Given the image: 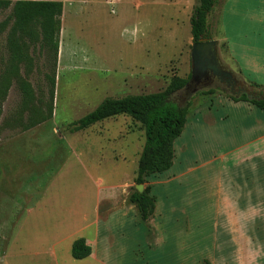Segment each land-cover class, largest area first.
<instances>
[{
  "label": "rangeland",
  "instance_id": "374dc122",
  "mask_svg": "<svg viewBox=\"0 0 264 264\" xmlns=\"http://www.w3.org/2000/svg\"><path fill=\"white\" fill-rule=\"evenodd\" d=\"M36 1L62 5L53 115L31 130L20 131L27 113L23 119L18 116L21 96L17 80L30 84L35 97L32 103L44 112L49 89L45 76L54 70L50 52L29 46L30 68L20 65L15 77L10 76L3 98L0 96V264H55V238L43 237L38 243L33 234L48 231L67 216H96V212L120 216V208L136 191L137 162L144 145L142 125L121 115L76 134H69L66 128L105 98L162 93L174 79L185 80L190 74V20L198 0ZM215 2L208 16L209 38L218 42L219 60L239 86L256 93L220 42L218 14L224 0ZM10 12L11 8L0 10V23ZM7 30L0 35V78L7 66ZM1 88L5 90L4 85ZM210 88L216 93L202 95ZM179 95L182 105L191 103L190 124L193 116H204L208 102L203 100L227 97L229 90L214 82L211 87H194ZM199 104L202 107L197 110ZM254 119L258 116H246L243 121ZM249 150L246 148L247 156ZM258 161L251 155L238 170L214 172L208 188L202 169L183 175L176 188L161 186L167 216H202L198 228L208 229L203 235H212L214 244H219L222 216H240L238 212L261 198L256 216L246 218L245 245L247 251L252 250L248 243L252 239L261 243L264 252V166L255 169ZM217 182L229 187L237 213L234 205L223 204V188ZM206 216H210L209 222ZM203 241V249L211 247L210 239L206 242L204 237ZM246 255L255 257L253 252Z\"/></svg>",
  "mask_w": 264,
  "mask_h": 264
},
{
  "label": "crops",
  "instance_id": "0c3cea01",
  "mask_svg": "<svg viewBox=\"0 0 264 264\" xmlns=\"http://www.w3.org/2000/svg\"><path fill=\"white\" fill-rule=\"evenodd\" d=\"M218 25L220 42L225 45L232 65L247 81L264 87V0H224ZM203 101L208 102L204 116H193L190 124L187 117L181 136L173 142L171 168L145 180L143 189H149L154 204L151 216L142 222L130 202L120 208V216H99L98 212L96 216H67L48 231L33 234L38 243L39 239L44 241L43 237L55 238V264H264L261 243L255 244L248 238L253 249L247 251L245 245L246 218L256 216L255 208L261 205V198L238 212L240 216H222L220 239L225 244H214L212 235H203L208 229L198 228L202 216H167L163 207L159 188L180 185L177 181L186 173L204 170L208 188L214 172L238 170L251 155L259 158L255 169L264 166V116L259 114L262 111L223 95ZM199 105L197 110L202 107ZM246 116L258 119L244 122ZM246 148H250L248 156ZM217 183L223 188V204L235 208L229 187L224 182ZM209 219L206 216L207 222ZM218 227L216 224V230ZM204 237L206 242L211 240L208 249L202 248ZM77 239H83L91 249V254L82 260L71 257V247ZM247 252H253L254 259L247 257Z\"/></svg>",
  "mask_w": 264,
  "mask_h": 264
},
{
  "label": "trees",
  "instance_id": "16d2710c",
  "mask_svg": "<svg viewBox=\"0 0 264 264\" xmlns=\"http://www.w3.org/2000/svg\"><path fill=\"white\" fill-rule=\"evenodd\" d=\"M216 0H198L190 20L192 42L197 43L208 39V16ZM11 8L9 16L0 23V35L5 33V46L8 54L7 66L0 78V96H4L10 82V76L17 74L19 66L30 68L31 59L27 51L29 46L38 45L40 49L52 54L53 72L46 75L48 83V106L42 112L35 106V97L30 84L23 79L17 80V89L21 96L18 116L24 121L20 124V131L26 132L43 124L52 118L55 87V68L58 54V33L62 5L59 2L45 1H15L0 0V10ZM37 28V31L34 28ZM12 77H15L13 75ZM189 79H174L168 88L152 95H127L119 98H105L89 114L68 124L69 134L84 131L90 126L117 116L126 115L142 125L144 129V145L137 162L136 185H143L147 177L168 171L173 163V142L181 136L191 103L181 104V95L186 93ZM5 86L3 91L1 86ZM257 92L253 94L261 100L248 101L245 96L227 97L233 102H247L264 112V87L250 83ZM190 87V86H189ZM182 91V92H181ZM188 92V91H187ZM178 95H177V94ZM216 91L208 89L202 95H213ZM176 94V95H175ZM179 98H174L175 96ZM174 96V97H173ZM1 99V98H0ZM129 202L135 206L142 222L153 213L154 204L149 197V189L145 188L141 194L135 191L129 197ZM91 254L90 247L83 239H77L71 247V257L82 260Z\"/></svg>",
  "mask_w": 264,
  "mask_h": 264
},
{
  "label": "water",
  "instance_id": "95a60500",
  "mask_svg": "<svg viewBox=\"0 0 264 264\" xmlns=\"http://www.w3.org/2000/svg\"><path fill=\"white\" fill-rule=\"evenodd\" d=\"M218 42L216 40L202 39L197 43L191 45L190 51V79L189 85L197 84L201 86L203 81L213 80L219 85H224L229 90V96L234 98H240L245 96L248 101L261 100L262 98L255 94L245 90V88L239 86L238 80L233 74L225 69L221 64L218 56ZM203 82L202 84H204ZM213 82L209 85L211 87ZM135 190L141 194L143 192V185H136Z\"/></svg>",
  "mask_w": 264,
  "mask_h": 264
},
{
  "label": "flooded vegetation",
  "instance_id": "af4514ba",
  "mask_svg": "<svg viewBox=\"0 0 264 264\" xmlns=\"http://www.w3.org/2000/svg\"><path fill=\"white\" fill-rule=\"evenodd\" d=\"M203 82H205V83H204V84H202ZM203 82L201 83V86H202V85H206V84H208V85H209V84H210V83H212V82L214 83V81H213V80H209V81H203ZM196 85H197V84H191V85H189L190 87L188 86V88H186V90H187V91H190V90H191V89H193L194 87H197ZM239 88H240V86H238V88H237V90H236V91H238V90H239ZM187 91H186V92H187Z\"/></svg>",
  "mask_w": 264,
  "mask_h": 264
}]
</instances>
